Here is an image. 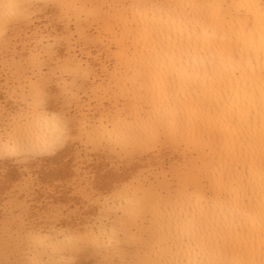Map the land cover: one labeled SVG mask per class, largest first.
Here are the masks:
<instances>
[{
  "label": "clouds",
  "instance_id": "1",
  "mask_svg": "<svg viewBox=\"0 0 264 264\" xmlns=\"http://www.w3.org/2000/svg\"><path fill=\"white\" fill-rule=\"evenodd\" d=\"M0 264H264V0H0Z\"/></svg>",
  "mask_w": 264,
  "mask_h": 264
}]
</instances>
